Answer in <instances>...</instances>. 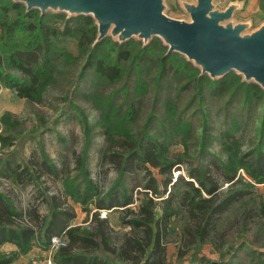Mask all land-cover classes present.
Masks as SVG:
<instances>
[{
	"label": "trees",
	"instance_id": "obj_1",
	"mask_svg": "<svg viewBox=\"0 0 264 264\" xmlns=\"http://www.w3.org/2000/svg\"><path fill=\"white\" fill-rule=\"evenodd\" d=\"M96 35L97 26L91 16L41 14L38 9L27 11L21 2L0 0V86L13 89L28 101H41L49 86L58 84L60 75L66 74L67 67L81 62L69 100L79 115L83 132L73 169H69L68 162L59 166L47 153L38 134L39 126L30 131L33 132L30 138L41 149L40 164L31 158L25 162L11 159L2 162L1 171L18 183L22 163L26 177L50 210L49 215L42 216L35 207L19 208L8 194L0 191V246L5 242L15 245L12 251L0 250V264H11L35 246L49 248L51 236L59 233H63L67 242L53 251L55 264H171L166 262L168 250H164L168 231L186 237L182 246L191 248L196 255L190 264H236L240 248L234 249L228 259L211 260L200 249L206 243L218 247L221 232L228 228L223 224L224 215L234 214L232 221L242 220L245 232L253 229L249 224L253 218L255 225L264 223V194L256 190V182H264V89L254 82L243 81L234 71L220 79L201 75L180 53L166 54L167 47L157 37L143 46L140 40L119 43L109 36L94 44ZM148 92L150 111L136 129L140 104ZM182 93L187 100L180 109ZM79 94L98 112L95 124L75 101ZM224 95H227L225 122L216 128L211 123L208 105ZM194 102L193 114L200 119L196 127L198 145L192 152L183 138L193 126L186 113ZM254 102L259 105L257 141L243 151L241 138L233 127L237 123L233 121V109L237 104L249 107ZM9 120L6 113L2 115V122ZM228 120L232 126H228ZM96 127L103 132L100 162L108 158L118 167L117 178L103 195L89 167L91 150L99 145L94 141ZM182 133L178 140L183 141L185 152L170 157V145ZM14 136L13 132L0 133V140L8 144ZM212 144L220 147L219 152H213ZM252 151L253 158L249 155ZM208 156L217 158L228 182L225 189L208 172L205 163ZM185 160L193 179L180 174L165 197L166 186L172 181L170 167ZM144 163L159 166L166 178L162 185L161 178L152 174L145 189L135 196L125 177ZM39 165L61 179L64 204L72 201L85 211L94 206L98 209L92 213L89 224L69 225L75 214L64 212L60 199L47 192L41 171L37 170ZM240 168H245L251 180L243 173L238 174ZM115 206L118 208L114 209L120 210V222L129 227L119 236L115 235L110 217H101L99 213L101 208ZM251 250L256 253L254 264H264V252ZM187 251H178L182 264H186L183 256Z\"/></svg>",
	"mask_w": 264,
	"mask_h": 264
},
{
	"label": "rangeland",
	"instance_id": "obj_2",
	"mask_svg": "<svg viewBox=\"0 0 264 264\" xmlns=\"http://www.w3.org/2000/svg\"><path fill=\"white\" fill-rule=\"evenodd\" d=\"M218 1L220 4L225 2V0ZM167 3L169 5V8L167 9L169 14L173 16H181L184 14L183 10L179 7L177 0H167ZM72 49L73 51H76V46L72 45ZM81 64L82 63L79 62L78 64H72V66L70 65L67 67L66 74L60 75V81L58 84L56 83V85L49 86L41 101L31 102L26 100L24 97L17 99L18 97L16 98V95L11 96L7 93H5L4 96L1 95L0 133L8 134L9 132H13L15 136L11 138L12 141L8 144H3V142L0 140V166H2V162H5L6 159V161H10L11 159L13 162L16 160H22L25 162L28 160V158H31L36 162V164H40L42 162L39 144L35 139L30 138V134L33 133H30V131L39 126L38 134H41V137L43 138L47 153L50 154V156L59 164V166L62 165L63 162H68L69 169H73L75 167L76 158L83 143V132L81 123L78 120L79 115L75 109L71 107V101L69 99L71 97L70 95L72 94L74 78L76 77V74H78ZM74 98L81 107H84L85 112L89 115L90 122L95 124L98 116L96 109L86 99L81 98L80 94L76 95ZM149 98L150 94L148 92L140 104V115L137 118L138 121L137 125L135 126L136 129H138L141 124H143L150 111ZM185 98V94L182 93L179 99L180 109L183 108L185 100H187ZM226 98L227 95H224L219 100L211 102L208 105L210 120L212 121L211 123L216 128L221 127L223 122H225L224 113L226 111ZM195 106L196 102L192 103L189 107L188 113H186V116L191 119L193 126L191 131L183 138L189 142V149L192 152L197 149L198 145L196 127H198L200 119L198 114H193V109ZM258 106L259 105L255 104V102L249 107L248 104H237L233 109V113H235L233 121L236 120L237 122L233 127L236 131V134L241 138L240 147L243 151L249 150L256 144L257 137L255 134V124L259 112ZM5 113L8 118H10L9 123L1 121V117ZM56 119L58 120L57 122ZM226 123H228V126L231 125V120H228ZM157 129L159 128L157 127ZM183 135V133L178 135L175 141H172L170 150L168 151L170 157H177L185 152L183 141H180ZM179 138L180 140H178ZM94 141H96V143L99 145L94 146L91 150L89 167L90 170H92L93 176L100 183L103 195L108 191L109 187L117 178L118 167L114 165L112 161L108 160V158L104 159L103 162H100L101 156L99 148L103 141V132L100 131L99 127H96ZM210 148L216 153L220 150V147L216 144L210 145ZM249 155H251V158H253L254 151L249 153ZM208 157L209 159L205 161L208 172L217 180L218 184L225 189L228 185V182H226L223 178L217 158L212 156ZM188 168L189 163L187 160L174 163L170 167L172 181L168 184V186H166L168 189L166 190L165 197L168 196L167 193H169V191L172 189V183H174L180 174L186 177V179H193L189 175ZM1 169L2 168L0 167L1 192L8 194L19 208L24 209V207L28 208L29 206H32L35 207L42 216L49 215L48 211L50 209L48 203L40 196L38 189L32 185V182L26 177V171L22 169V163L21 167L18 168V171L21 172L19 183L16 182L13 177L7 176L5 172L3 173ZM37 170L41 171V178L43 179L45 186L48 188L47 192L57 196L62 202L65 195L63 196L62 193V183L59 176L55 175L53 172L49 173L44 171V169H41L40 165L37 167ZM240 173H243L246 175L247 179L251 180V176H249L245 168H240L238 174ZM152 174L153 176L155 175L156 177L161 178V184L164 185L163 180L166 177L160 172L159 166H154L151 163L139 164L138 168L134 167L130 173H127L125 181L131 188H133L134 192L136 193L139 190L145 189L144 186L146 183H148ZM256 185V190L264 194V182H256ZM117 193L120 194L119 192ZM137 195L138 193H136L135 196ZM103 202L107 204V198H104ZM62 206V210L64 212L69 213L71 216L75 214L71 219L69 218V221H74L72 224H89L90 220L88 219H90V216L95 210H98L94 206L92 209L85 211V209L80 204L72 201H68L66 204L63 203ZM114 208L118 207L115 206L112 208H101L99 209V213L101 217H110L112 222L111 224L114 226L116 233L115 235L119 236L127 231L129 227L120 222V210ZM233 215L234 214H230V217L224 215L222 217L223 224L228 225V228L226 230L223 229V232H221V241L217 244L218 247L211 243H206L204 246H202L200 251L205 253L206 256H209L207 258L210 260L221 259V257L222 259H228L234 249L240 248V250L237 251L238 262L236 264H254V261L257 258L256 253H254L251 249L254 248L255 250L264 252V223L255 225L256 219L253 218L249 223L250 227L253 229L251 232H245L244 229H242V220H238V218H236L234 221H232ZM25 217L30 218L28 215ZM232 226L234 227L232 228ZM185 240L186 237H181V235L178 236L175 231H168L164 246V250H168L166 262H170L171 264H182V257L178 256L179 250H188L183 256L186 264L193 262V259H195L196 255L192 254L191 248L187 249L182 246L184 245ZM231 241L233 242L232 244L230 243ZM245 241L246 244H244ZM1 249L6 251L13 250L14 246L9 242H5L3 244V248L0 246V250ZM33 249L35 251L23 254L11 264H45V260L49 258L50 255L48 251L50 248L35 246L31 250ZM36 250L44 251L37 253ZM262 257L264 258V254Z\"/></svg>",
	"mask_w": 264,
	"mask_h": 264
},
{
	"label": "water",
	"instance_id": "obj_3",
	"mask_svg": "<svg viewBox=\"0 0 264 264\" xmlns=\"http://www.w3.org/2000/svg\"><path fill=\"white\" fill-rule=\"evenodd\" d=\"M26 10L91 16L97 26L94 44L106 37L147 45L159 38L166 54L180 53L212 79L234 71L243 81L264 89V19L239 17L246 0H177L184 14L167 12V0H13Z\"/></svg>",
	"mask_w": 264,
	"mask_h": 264
},
{
	"label": "crops",
	"instance_id": "obj_4",
	"mask_svg": "<svg viewBox=\"0 0 264 264\" xmlns=\"http://www.w3.org/2000/svg\"><path fill=\"white\" fill-rule=\"evenodd\" d=\"M226 1L227 0H225V2ZM260 5H261V7H260ZM237 14L239 17H242V18H248L250 16H253L256 22H260L264 19V1L263 0H246L244 9L238 11ZM5 93L10 94L11 96L16 95V98L18 97L17 99L21 98V97H19V95H17V93L13 89H11L9 87H5V86H0V97H1V95L4 96ZM90 219H91V216H90ZM90 219H88V220H90ZM72 222H74V221L73 220L69 221V223H70L69 225H73ZM13 246L15 247V245H13ZM1 247L3 248V245H1ZM4 251H6V250H4ZM8 251H12V250H8ZM33 251H35V250L34 249L30 250L29 253H31ZM36 251H37V253H40V252H43L44 250H36Z\"/></svg>",
	"mask_w": 264,
	"mask_h": 264
},
{
	"label": "built area",
	"instance_id": "obj_5",
	"mask_svg": "<svg viewBox=\"0 0 264 264\" xmlns=\"http://www.w3.org/2000/svg\"><path fill=\"white\" fill-rule=\"evenodd\" d=\"M66 242L67 241H66L63 233L54 234V235L51 236V238H50V244H49L50 250H48L49 253H50V255H49V258L46 259L47 261L45 260V264H55V262L52 259L51 254L53 253V251L55 249H57V248H59L61 246L66 245Z\"/></svg>",
	"mask_w": 264,
	"mask_h": 264
}]
</instances>
